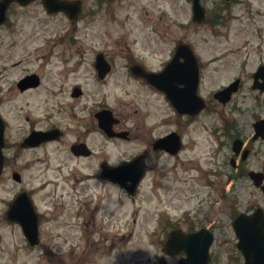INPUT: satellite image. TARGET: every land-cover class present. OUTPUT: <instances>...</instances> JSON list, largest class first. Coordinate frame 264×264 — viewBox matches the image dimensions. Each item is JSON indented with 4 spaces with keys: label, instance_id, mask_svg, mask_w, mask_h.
Listing matches in <instances>:
<instances>
[{
    "label": "rangeland",
    "instance_id": "rangeland-1",
    "mask_svg": "<svg viewBox=\"0 0 264 264\" xmlns=\"http://www.w3.org/2000/svg\"><path fill=\"white\" fill-rule=\"evenodd\" d=\"M81 2L83 14L77 21L64 13L49 17L36 3L25 10L15 9L13 28L0 29V74L28 57L16 69L4 72L5 79L0 81V100L5 103L2 113L11 120L13 142L6 150L11 172L0 180V218L4 219L7 203L23 189L31 192L39 211L51 212L52 197L63 195L67 210L60 234L65 244L54 243L60 261L53 264H157L164 257L162 242L171 230L168 223L186 231L209 228L215 236L210 264L243 263L233 220L242 212L264 209V194L247 174L264 173V139L253 140L254 120L264 118V96L255 100L250 90L251 74L264 63V0H236L229 10L222 0H202L207 11L202 23L192 20V0ZM218 14L220 24H216ZM179 41L190 43L198 55L202 66L199 92L209 101L202 116L192 122L176 115L161 93H152L129 69L131 61L159 69ZM134 42L150 43L154 48L144 52ZM78 51L86 60L80 66L76 65ZM97 52L113 60L112 73L105 81L97 78L94 68ZM65 56L71 57L70 66L76 69L68 77L61 73ZM165 65L156 72H162ZM40 70L44 86L39 93L47 89L59 93L65 82H71L82 83L91 94L80 100L59 97L49 101L37 96V91L20 94L14 83ZM236 75L245 79L241 93L227 106L214 101L213 93ZM103 107L119 114L125 120L124 128L132 127L136 133L140 126L139 135L144 129L155 136L171 129L183 136L179 157L151 156L150 169L134 199L101 184L97 187L92 180L80 181L93 177L99 156L107 154L112 162H120L145 148L142 137L129 143L107 140L93 120L94 111ZM57 108L63 115L74 110L79 117L85 115L86 121L91 119L90 142L97 154L85 164L70 158L71 135L67 143L17 148L32 128L51 126ZM227 121L236 124V132L250 150V157L244 163L237 160L236 168L232 166L233 139L224 127ZM15 170L22 175L21 183L12 178ZM90 197L92 204L79 208L76 202H88ZM99 197L103 200L97 208ZM78 213L82 215L79 219L75 218ZM45 229L51 235L57 231L53 223ZM0 231L3 264H42L39 253L28 248L16 227L3 221ZM166 260L174 264L178 258Z\"/></svg>",
    "mask_w": 264,
    "mask_h": 264
},
{
    "label": "flooded vegetation",
    "instance_id": "flooded-vegetation-1",
    "mask_svg": "<svg viewBox=\"0 0 264 264\" xmlns=\"http://www.w3.org/2000/svg\"><path fill=\"white\" fill-rule=\"evenodd\" d=\"M40 2V1H39ZM39 2H35V3H39ZM35 3H32L30 5L27 6H22L19 3H13L10 5L9 10H8V18L7 21L5 23V25L0 26L1 28H5V27H12L13 25H11V16L14 14L15 9H19V10H25L28 7L34 5ZM41 3V2H40ZM55 15V14H53ZM48 14V16H53ZM52 49L55 48L54 46H50ZM37 52V51H36ZM98 54L101 52H97ZM79 54H81L80 51L76 52V55L78 56V62L76 63L77 66H80L81 64L85 63L86 60L84 58H80ZM103 54V53H101ZM103 59H104V64L109 66V72L105 75V77L103 79H101L98 75V71L96 69V62L94 63V68L96 71V75L97 78L100 81H105L107 80V78L109 77V75L112 73L113 70V60L108 58V56H106L105 54L102 55ZM28 57H26L25 59H21L19 62L17 63H13L8 65L7 67L3 68V72L0 74V81H4L5 76H4V72L7 71H11L13 69H16L17 67H19L24 60H26ZM61 59H64L63 61H61V65L63 70H61V73H63L66 77L72 75L75 73L74 68H72V66H70V56H65L64 58L62 57ZM96 57L94 58L95 61ZM93 63V61H92ZM133 65L132 66H137L139 68H141V72L138 74H135L132 70L131 73L132 75H134L135 77L143 80L144 82H146L148 85L152 86L149 83V79L147 77V74L150 72H154L152 70H150L149 68H147L145 63H141V62H132ZM42 70H40L39 72H30L28 74H25L23 77L19 78L18 81H16L15 84V88L16 90L20 93V94H26V93H33L36 92V95L46 99L47 101L49 100H54L57 99L59 97H64V98H72L74 100H80L82 98H84L85 96H89L91 94L90 91H87L82 83L73 85L71 84V82H65V84L63 85L62 90L57 93L54 90H50L47 89L43 92L39 93V90L41 87L44 86V75L41 73ZM29 75H36L38 76V84L37 85H30V86H26L24 89H21L18 86V82L23 79L26 76ZM244 83H245V79H243V76L241 75V83H240V88L238 93L236 94L237 96L241 93V91L244 88ZM260 83V81H259ZM257 85L256 81H255V73L253 72L251 74V83H250V90L254 91L255 94L252 95V98H254L255 100L260 99L262 96H264V90L260 91L257 89H254V86ZM116 87V85H115ZM32 95V94H31ZM235 95V96H236ZM164 98L166 99V102L169 106V108L171 109L172 105L170 100L167 98L166 95H164ZM5 103L3 100H0V116L2 118V120L4 121L5 124V135H4V140H5V150L8 148H11L13 146L12 144V140H11V136H10V130H11V120L10 118H8L6 115H4L3 112V107H4ZM99 109H97L96 111H98ZM94 111V115H93V120L96 124V127L98 129V131L109 141L113 142V141H117V142H131V141H137L139 140L140 137H142L145 141V148L143 151H138L134 154V156H132L131 158H129L128 160L124 161L127 162L129 160H131L132 158H134L135 156H139V155H143L145 162H146V167L148 169V166L150 165L151 161V156L155 157L156 155H159L160 157L162 155H165L166 152L164 151H156L154 149V143L157 141V139L164 137L168 134H170L172 131L171 129L165 133L164 135L159 136V138H156L155 135H151L150 132L147 129H144V133L142 135H139V132L141 130L140 126H137L135 129L136 133H134L133 128L129 127V128H124L125 125V120L118 114H116L114 117H116L117 119V123L116 121L114 122L113 126L111 127V133L109 134V136L107 134H105L99 127L98 124V120L99 119V115L98 113ZM114 111V110H113ZM65 115H63V111L60 108H57L55 113L51 116L50 120L52 121L51 126L48 127H44V128H38V130H50V129H58L61 131V135L59 138H57V140L53 141L52 143L55 144H60L63 142L67 143V137L69 135H71L73 137V140L70 142V146H69V151H70V158L72 159H76V160H80V163L85 164V160H90L92 159L96 154L97 151L92 150V154L88 157L85 156H75L72 152H71V146L73 145H78V144H85L87 147H89L91 149V142H90V135H91V119H89V121H86V117L85 115H82L79 117V115L73 110V111H65L64 112ZM91 114V113H90ZM62 115H63V119H62ZM186 118V117H185ZM188 119V117H187ZM27 120H29L27 118ZM255 121V120H254ZM116 123V124H115ZM85 124H88L90 127L89 128H85ZM165 124L167 126H170V121L166 120ZM117 132H127V135L124 136V139L121 138H113L115 136V134ZM143 132V131H142ZM180 133V131H179ZM116 144V143H115ZM68 148V146H67ZM99 162L96 165V170L94 172V174H91L90 176H93L92 178H83L80 179V181H89L92 180L95 182V184L97 185V187H99V184L103 185L104 187H109L112 191L114 192H124L123 188H121L119 185L112 183L111 181L107 180V179H103L100 177V171H101V167L104 165L107 166H118L123 164L124 162H112V160H109L107 158V154H103L101 157L99 156ZM10 164L8 163L6 157H5V165H4V170L2 172V174L0 175V180H2L5 176H8L7 174L9 172H11V170H9ZM70 176H72V178L74 179H78L77 175L75 174H71ZM79 180V179H78ZM93 198V197H92ZM92 198H89L88 202H76L79 206V208H84L87 207L89 205L92 204L93 201ZM50 199V198H47ZM47 199H45V202H47ZM64 196L63 195H55L54 197H52L51 201L49 202V204H51L50 207H48V209H50L51 212H47L45 210H42L39 213V237H40V243L38 246V261H40L42 264H45L43 262V259H45L48 263L53 264V262L55 261H60L59 260V250H57V246H54L55 242H64V239L62 238L61 234H60V228L64 225V214L65 211L67 210L66 204L63 201ZM103 198L99 197L96 204L97 208H100V205L102 203ZM80 214V213H78ZM81 216H77V218L79 219ZM76 218V217H75ZM5 222H7V225L9 227H16L18 228V230L20 229L19 225L17 224H12L11 222H9L8 220H4ZM3 219L0 218V228L2 225ZM53 223L56 227H57V231H55L54 235L49 234L46 229L45 226ZM1 236V235H0ZM24 238V237H23ZM24 240L26 241V239L24 238ZM65 244V242H64ZM42 258V259H41Z\"/></svg>",
    "mask_w": 264,
    "mask_h": 264
},
{
    "label": "water",
    "instance_id": "water-1",
    "mask_svg": "<svg viewBox=\"0 0 264 264\" xmlns=\"http://www.w3.org/2000/svg\"><path fill=\"white\" fill-rule=\"evenodd\" d=\"M18 1L22 4H28L35 0H2L0 1V24L5 21L6 10L8 5ZM43 4L49 12L65 11L71 18H75L81 11L80 4L68 3L62 0H43ZM193 13L194 21L202 22L205 18V10L200 5V0H193ZM183 53V52H182ZM181 53V54H182ZM186 63L182 66L175 64L170 66L171 69V84L167 85L164 82L158 83L157 86L162 90H168L172 95V101L179 112L197 114L202 108L205 107V103L201 102L196 95V85L192 87V81L195 80V59L190 53H185ZM181 71V72H178ZM181 73L180 76H178ZM34 79V78H33ZM36 78L34 79V81ZM185 85V89L180 91L178 85ZM235 88L227 89L220 97L221 101L226 103L229 99V93ZM261 125V124H259ZM103 128H108L105 123L102 124ZM2 135L3 125L0 123V150L2 147ZM53 138L52 132L47 133H33L26 141L23 146L28 145H39L41 142L48 141ZM241 146V143H239ZM177 146L172 149L176 150ZM175 152V151H174ZM1 160V155H0ZM120 176H125V170L119 168ZM17 179L18 177L15 176ZM113 180H117L120 184L126 187L131 192L134 190L137 182L133 181L131 185H127L128 178L125 176L123 179H117L111 177ZM140 176L137 177L139 179ZM136 179V180H137ZM258 185L259 182H256ZM264 189V187H263ZM23 208L25 213L19 211V215L24 218H16L22 224L26 223L29 219V211L32 213L29 204V211L27 210V204L20 198L14 204L12 212L16 213L19 209ZM12 216V215H10ZM234 227L237 236L240 239L238 247L243 251L246 264H264V212L261 209L251 216L240 215L234 222ZM32 235H29L31 239L37 237V227L32 230ZM37 240V238H36ZM36 240L33 245H36ZM213 243V236L205 230H202L194 235L184 236L180 230L173 231L165 245L166 251L174 254H179L181 251H185L187 257L181 259L179 264H208L209 262V248Z\"/></svg>",
    "mask_w": 264,
    "mask_h": 264
},
{
    "label": "bare ground",
    "instance_id": "bare-ground-1",
    "mask_svg": "<svg viewBox=\"0 0 264 264\" xmlns=\"http://www.w3.org/2000/svg\"><path fill=\"white\" fill-rule=\"evenodd\" d=\"M141 32V31H140ZM135 35V34H134ZM138 48H142V49H144V50H149V49H152V48H154V46L153 45H148V44H141V43H139V45H138ZM149 48V49H148ZM163 49V47H161V46H159V50H162Z\"/></svg>",
    "mask_w": 264,
    "mask_h": 264
}]
</instances>
